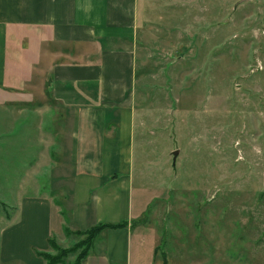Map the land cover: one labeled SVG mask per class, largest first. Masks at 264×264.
<instances>
[{
    "label": "rangeland",
    "instance_id": "rangeland-1",
    "mask_svg": "<svg viewBox=\"0 0 264 264\" xmlns=\"http://www.w3.org/2000/svg\"><path fill=\"white\" fill-rule=\"evenodd\" d=\"M138 26L130 157L135 200L150 202L129 224L136 264H264V0H142ZM34 93L31 102L0 96V231L30 173L43 170L51 189L50 166L38 161L63 154L40 150L48 86ZM106 232L90 254L105 251Z\"/></svg>",
    "mask_w": 264,
    "mask_h": 264
},
{
    "label": "crops",
    "instance_id": "crops-1",
    "mask_svg": "<svg viewBox=\"0 0 264 264\" xmlns=\"http://www.w3.org/2000/svg\"><path fill=\"white\" fill-rule=\"evenodd\" d=\"M141 6L142 0H0V96L31 102L39 85L48 86L49 95L39 97L40 150L58 145L63 153L60 161L49 153L38 161L50 166L51 189L39 179L43 170L29 174L32 185L0 231V264H46L37 251L52 250L50 238L64 244L66 225L85 231L132 221L147 209L150 200H135L130 157ZM105 235V251L83 264L139 262L130 226Z\"/></svg>",
    "mask_w": 264,
    "mask_h": 264
},
{
    "label": "trees",
    "instance_id": "trees-1",
    "mask_svg": "<svg viewBox=\"0 0 264 264\" xmlns=\"http://www.w3.org/2000/svg\"><path fill=\"white\" fill-rule=\"evenodd\" d=\"M129 224L130 221H123L119 223H101L85 231L73 230L66 225L64 227L66 235H84L86 239L84 238V240H79L73 246L68 248H61V246L56 241V238H50V246L52 247V250L57 252L53 253L50 251H37V254L45 259L46 264H66L68 257L72 255H76L74 264H83V261H85V259L90 254V249L100 232L111 228L126 227L129 226ZM78 250H80V252Z\"/></svg>",
    "mask_w": 264,
    "mask_h": 264
},
{
    "label": "water",
    "instance_id": "water-1",
    "mask_svg": "<svg viewBox=\"0 0 264 264\" xmlns=\"http://www.w3.org/2000/svg\"><path fill=\"white\" fill-rule=\"evenodd\" d=\"M179 154V150H175L173 152V156H174V162L176 161L177 155Z\"/></svg>",
    "mask_w": 264,
    "mask_h": 264
}]
</instances>
